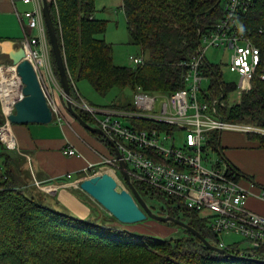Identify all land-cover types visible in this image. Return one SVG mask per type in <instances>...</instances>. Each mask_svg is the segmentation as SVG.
Returning <instances> with one entry per match:
<instances>
[{"label":"trees","instance_id":"obj_1","mask_svg":"<svg viewBox=\"0 0 264 264\" xmlns=\"http://www.w3.org/2000/svg\"><path fill=\"white\" fill-rule=\"evenodd\" d=\"M122 1L129 43L141 50L142 64L122 66L114 63L112 45L103 38L107 20L94 17L95 0H49L50 14L68 70L71 97L76 91L74 84L81 79L87 80L101 95L114 86H129L134 91L139 86L146 92L162 93L183 88L185 66L182 63L190 60L201 44V37L214 31L223 15V0ZM245 23L261 50L259 71L264 76V0H254ZM51 56L53 59V54ZM4 62L11 63L9 59ZM53 66L58 77L54 59ZM201 71L211 78V97L219 98L220 102L227 91L236 89V86L222 83L217 64L205 60ZM252 83L253 88L243 93L237 104L227 108L226 116L220 115L230 122L264 128V77H254ZM110 106L132 109L133 103ZM74 108L83 120L94 124L86 112ZM3 122L0 104V125ZM94 135L107 147L111 153L109 157L113 156L114 147L102 135ZM247 137L264 147V136L247 133ZM210 138L221 154V133H211ZM15 159L13 151L0 140V264H103L109 254L136 249L149 253V248L159 250L166 245L147 235L142 240L143 235L99 224L97 222L102 220L96 215L80 218L50 206L39 196L45 193L36 185L27 186L17 181L12 167ZM137 184L135 187L142 195L154 196L153 190H143V185ZM158 196L168 205L167 211L172 217L192 226L215 243L206 230V222L196 211L183 207L179 201ZM187 244L193 248L190 253L176 251L181 260H188L187 264H262L220 255L205 247L190 232L179 247ZM156 255L151 254L152 260ZM248 256L264 258V247H257L253 255ZM182 263L165 255L149 264Z\"/></svg>","mask_w":264,"mask_h":264},{"label":"built area","instance_id":"obj_2","mask_svg":"<svg viewBox=\"0 0 264 264\" xmlns=\"http://www.w3.org/2000/svg\"><path fill=\"white\" fill-rule=\"evenodd\" d=\"M22 2L32 4L31 10L17 12L23 29L20 41L25 51L23 59L31 63L41 86L49 81L60 89L48 42L42 0ZM253 2L223 0V15L214 31L204 34L195 54L182 63L185 66L182 75L185 86L170 95L160 96L143 91L138 86L134 91L132 109L94 107L79 94L71 98L73 107L86 112L96 122V127L102 130L104 138L121 153L131 181L179 201L183 207L200 215L204 212L201 216L208 220V231L218 246L240 256L252 255L257 247L264 245V215L247 206L250 196L264 200V189L257 194L252 193L240 183L237 170L222 157H208L210 151L218 153L217 146L209 140V133L228 130L264 135V129L255 124H239L223 119L218 111L220 99L211 97L209 87H202L206 76L201 69L206 60V50L210 47L222 48L230 50L228 67L240 77L236 86L239 92L248 90L254 77H264L259 71L261 50L252 36V30L246 28L245 23ZM129 60L142 64L144 56L129 55ZM22 87L15 66L0 62V104L4 116V122L0 125V140L12 151L18 150V143L7 116L14 112L15 103L22 98ZM43 91L53 112H58L54 100L44 88ZM181 132H184L183 143L176 145V137ZM62 153L80 156L79 151L71 146L63 148ZM118 161L115 154L102 157L100 163L104 166L92 175L108 170L120 182L123 179L118 175ZM209 161L211 164L205 166L204 162ZM95 165L89 164L85 168L87 176H90L89 169ZM78 184L76 181L74 186ZM224 233L240 236L248 247L231 249L220 238Z\"/></svg>","mask_w":264,"mask_h":264},{"label":"crops","instance_id":"obj_3","mask_svg":"<svg viewBox=\"0 0 264 264\" xmlns=\"http://www.w3.org/2000/svg\"><path fill=\"white\" fill-rule=\"evenodd\" d=\"M122 4V0H95L94 17L106 20V15H112L110 12H113L115 7L122 9ZM31 9L32 4H25L22 0H0V28L6 30V23L9 19L14 20V15L16 16L17 12L22 13ZM10 33L0 37V55L5 54L4 48L8 41H15L17 45L20 44L23 36L14 38L13 33ZM103 38L106 40L105 37ZM74 85L77 94L81 96L76 83ZM45 86L49 89L51 98L58 109V112L54 113L53 120L46 124H11V130L18 143V150L13 151V153L22 160L21 163L23 162L22 166L26 175L25 182H23L27 186L36 185L37 189L45 193V195L39 196L43 197L50 206L80 218H91L92 215H96V203L84 191L74 189L75 186L72 183L87 177L85 168L89 164H97L102 157L109 156L106 155L104 145L96 135L83 128L67 111L61 88L57 89L56 84L54 86L49 81H46ZM113 105L115 104L113 103ZM243 135L234 131L222 132L220 155L242 176L239 179L240 183L252 193L257 194L259 190L264 189V147L260 146L258 141L249 139L247 136L245 139ZM244 145L251 150H259L257 157L260 162L259 165L253 167L250 166V162L245 163L246 166L243 170L240 168L238 158L243 160L244 155H250V153H236L234 155V151L228 150ZM66 146L76 148L80 156L64 155L62 149ZM249 171L254 172L253 176L249 175ZM68 174L71 176L68 177ZM247 206L252 211L264 215V200L250 196Z\"/></svg>","mask_w":264,"mask_h":264},{"label":"rangeland","instance_id":"obj_4","mask_svg":"<svg viewBox=\"0 0 264 264\" xmlns=\"http://www.w3.org/2000/svg\"><path fill=\"white\" fill-rule=\"evenodd\" d=\"M110 13L112 15H106L107 16L106 17L107 18L106 19L107 29L103 37H105L106 40L112 45L113 61L115 64L122 65V66H134V63H132L129 60V55L141 56L140 54L141 52L137 45L129 43L128 31H127L124 12L120 7H115L113 12H110ZM7 31L12 32L13 33L12 36L14 38H19L23 36V29L20 25L17 15L16 16L14 15V20L9 19V21L6 23V30L0 28V37L7 36V34L8 35L11 34L10 32H7ZM205 57L208 62L218 65V68L220 69L222 83L224 85H233V86L238 85L239 80H240L239 75L235 72L230 71L228 67V64L230 61V50L210 47L206 50ZM8 59L9 58L5 54H1L0 61L2 60L4 62V61H7ZM210 84H211V78L209 76L204 77L202 87L204 89H207L210 86ZM42 86L44 90L47 92L48 96L51 98L52 95L49 93L50 91L46 88L45 85H42ZM76 87L81 97L84 98L86 101L90 102L91 105L94 107L109 106L113 103L117 106L118 105L122 106L123 104L131 103L134 100V90L130 88L129 86L128 87L127 86L126 87L125 86L124 87L114 86L104 95H101L97 91H95L94 88L91 86V84L87 80H82V79L78 80L76 82ZM252 88H253V83H250L248 90L239 92L238 89H233V90L227 91L225 99H223L218 104V111L222 113L223 115L228 113L226 111L227 108L234 104H237L240 101L239 99L242 96V94L247 91H250ZM152 93L160 95V96H168L170 95L171 92H165V93L152 92ZM77 96L78 94H76V91H75V93L73 94L71 98H76ZM123 122L126 123L125 120ZM93 123H94L93 126H96V123L95 122ZM239 124H244V123H239ZM246 125H249V124H246ZM259 127L263 128L261 126ZM234 132H238V131H234ZM239 133L244 134L243 136L246 139L247 133H243V132H239ZM180 134L181 135L178 138L176 137V141H175L176 145L183 143L184 132H181ZM256 135H262V134H256ZM102 144L104 145L103 142ZM103 147H104V150L107 152L106 155L110 156L111 153L109 152L108 149H106L107 147L105 145ZM228 151H234L233 152L234 155L236 153H245V152L250 153V155L249 154L244 155L243 160H241L242 158L241 159L238 158V162H240V168L241 169L243 168V170L246 166L245 163L250 162V166L252 167L259 165L260 159L257 157V155L259 156L258 149L251 150L247 146L244 145L240 148L229 149ZM208 157H212L213 159L214 158L218 159V157H221V155L219 152L217 153L216 151L214 152L210 151L208 154ZM21 161L22 160L19 159V156H16V159L13 161L14 165L12 167L15 170V173L17 175L16 177L17 181L23 182L26 178V175L24 173L23 166H22L23 162L21 163ZM100 162H98L93 168L89 169L90 176H95V175H92V173H94V171H98L101 167L104 166ZM210 164H211L210 161L204 162L205 166H209ZM103 173L104 171L96 175H101ZM107 173L111 174L110 172H107ZM253 173H254L253 171H249V175L253 176L252 175ZM118 175L122 178L120 172H118ZM90 176H87V177H90ZM87 177H84V178H87ZM239 177H242V176L239 174ZM76 181L80 182V180H75L72 184H74ZM131 182L133 184L135 183L134 181H131ZM117 183L118 185L120 184L122 188L129 190V187L125 184L123 180H121L120 182L117 181ZM138 186H142V185H138ZM142 188L143 190H148V188L144 185L142 186ZM74 189H80L79 184ZM138 192L140 193V191ZM154 193L155 194L153 197H148L146 195H142L141 193L140 195L145 200V202L147 203L148 207L151 209L152 212L158 215H162V216H171L169 214V211H167L168 205L163 204L164 202L161 201L162 200L161 197L158 196L160 194L156 192ZM92 200L96 203V208H95L96 216L99 217L100 220H102L101 222H97V223L105 225L107 227H115L117 229L125 230L135 235H143V238H141L142 240H144L145 239L144 237H146L147 235L149 237L156 238L164 242V244H166L164 248L162 247L159 250L155 248L154 249L149 248V253H146V251L143 252L142 250L144 249H136V250H127L123 254H118V255L109 254V255H106V260L102 261L103 264H149L152 261L160 259L165 255L173 257L178 262L180 261V263L183 262L182 264H187L186 262L188 260L185 258L184 260H181L182 258L178 256L176 253V251L177 252L184 251L185 253H190L193 249L189 247L190 244H187V246L183 245L182 247H179V245H181V241L188 239V236H189V232L185 228L175 223H172V222H160L150 217L144 221H140L137 223L123 224L119 222L118 220H116L113 216H111L109 212H107L98 202H96L94 199ZM247 203H248V200H247ZM203 213L204 212H202L201 215ZM201 215L199 214V216L202 218ZM173 218H176V217H173ZM202 219L204 220V222H206V225H207L208 220L206 218H202ZM189 221L190 220L188 219L187 222ZM206 230L208 231L207 228ZM220 238L224 241L225 245H229L231 249H237L240 247L241 248L248 247V243L244 241L240 236L234 233H230V234L224 233L220 236ZM210 244L212 243L210 242ZM212 245L218 248H221L218 246V243L216 240H215V243ZM261 246L264 247V245H261ZM54 254L55 256H57L56 251H54ZM151 254L152 255L157 254L153 260H152ZM47 262H48V259H47Z\"/></svg>","mask_w":264,"mask_h":264},{"label":"water","instance_id":"obj_5","mask_svg":"<svg viewBox=\"0 0 264 264\" xmlns=\"http://www.w3.org/2000/svg\"><path fill=\"white\" fill-rule=\"evenodd\" d=\"M42 12L67 111L83 128L91 133L105 137L102 130L83 120L81 115L73 107L69 89L68 70L50 14L49 0H42ZM4 53L11 61V64L15 66L16 73L23 84L22 98L15 103L14 112L7 116L10 123L25 125L29 123L46 124L51 122L54 117L53 110L48 103L46 94L43 91L33 66L28 60L23 59L25 57L23 47L20 44L17 45L15 41L10 40L4 48ZM108 142L114 147L111 141ZM113 150L115 156L119 159L118 170L125 184L129 187V190L122 188L120 184L118 185L115 178L107 172L81 179L79 188L98 202L116 220L123 224H133L150 217L160 222H172L185 228L194 236L198 237L205 247L220 255L264 264V258L233 255L223 248L221 249L210 244L199 231L187 223L171 216H162L152 212L135 185L131 182L127 165L121 159V153L115 147Z\"/></svg>","mask_w":264,"mask_h":264},{"label":"bare ground","instance_id":"obj_6","mask_svg":"<svg viewBox=\"0 0 264 264\" xmlns=\"http://www.w3.org/2000/svg\"><path fill=\"white\" fill-rule=\"evenodd\" d=\"M217 131L220 132V133H222L223 131H228V130H214V131H211V132L209 133V140L211 139V138H210V134H211V133H214V132H217Z\"/></svg>","mask_w":264,"mask_h":264},{"label":"clouds","instance_id":"obj_7","mask_svg":"<svg viewBox=\"0 0 264 264\" xmlns=\"http://www.w3.org/2000/svg\"><path fill=\"white\" fill-rule=\"evenodd\" d=\"M143 55V54H142ZM144 56V55H143ZM53 60V59H52ZM135 65V64H134ZM57 76V75H56ZM57 80H58V82H59V79H58V77H57ZM59 85H60V83H59ZM61 87V86H60ZM110 106V105H109ZM54 113V112H53Z\"/></svg>","mask_w":264,"mask_h":264}]
</instances>
